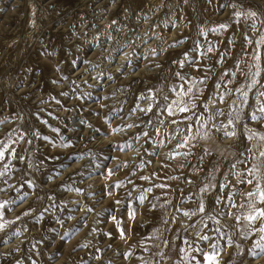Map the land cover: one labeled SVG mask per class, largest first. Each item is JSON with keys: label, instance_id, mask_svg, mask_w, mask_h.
<instances>
[{"label": "rangeland", "instance_id": "374dc122", "mask_svg": "<svg viewBox=\"0 0 264 264\" xmlns=\"http://www.w3.org/2000/svg\"><path fill=\"white\" fill-rule=\"evenodd\" d=\"M237 2L0 0V121H4L0 123V139H6V134L13 130V138L21 132L25 134L23 141L12 145L18 156L24 157V162L14 159L12 171L0 177V189H4L0 191V202L15 199L19 203V207L13 204L0 209L4 219L16 221L0 232V239L7 241L0 243V264H84V261L88 264H141L138 257L147 258L149 253L144 251L140 241L151 236L155 229L165 227L161 223L162 218L176 217V222L166 227L183 232L182 226L191 221L181 213L169 206L171 215L164 217V209L147 211V202L141 206L135 197L151 184L167 182L170 189H153L150 199L158 196L160 200L152 202L163 203L170 199L177 207L194 209L195 187L166 181L164 177L185 176L200 183L204 172L193 174L192 164L207 169L218 160L221 171L227 172L230 163L244 149L213 130L209 138L193 142L196 147L188 158L189 166L177 168V160L166 157L177 143L170 137L176 135L178 126L167 123L170 118L163 116L160 119L166 123L155 124L161 129L157 134L152 125L144 123L147 116L132 110L137 103L141 107L146 106L147 102L138 101L137 97L146 95L150 89L161 87L168 90L180 85L182 82L175 72L192 77L202 75L191 67L180 69L174 63L183 59L184 51L194 56L201 51H191L195 47L194 42L206 48L211 41L214 46L215 51L203 59L205 64L213 63L220 52L228 53L223 65H215L217 73L232 65L234 59L244 56L245 50L251 52L254 44L248 45L243 34L255 41L259 33L251 30L250 20L241 18L236 22L231 6L222 7ZM240 2L243 10L257 11L262 14L260 19L264 20V0ZM222 23L227 24L228 29L217 35L210 31L206 37L199 34L201 28L210 29ZM257 27H260V20ZM177 40L185 42L175 48L169 47ZM156 64L162 67L156 68ZM221 119L223 117L217 118L215 123ZM81 120L86 123H81ZM249 126L264 133V126L255 123ZM118 127L124 131L114 133L112 129ZM179 127L184 128V124ZM53 128L58 129L59 134L53 132ZM36 131L47 136L48 141L33 136ZM144 131L150 133V140L143 136ZM61 136L64 142H71V147L59 146ZM137 136L140 138L136 139ZM29 140L31 143L27 142ZM161 140L164 141L163 146ZM125 143L132 147L122 151L116 148ZM205 148L210 149L213 155L205 157L203 165H200L195 156L196 153L203 154ZM186 150L178 149L180 152ZM87 153L94 154L96 160L85 155ZM70 154L84 155V159L72 163L67 159ZM106 156L109 158L104 159ZM97 162L102 165L100 169L96 168ZM141 162L144 166L138 167ZM2 168L3 163H0ZM113 168L118 170L109 176L107 170ZM153 173H156L155 177ZM141 176H149L151 183L141 180ZM217 179L223 177L217 173ZM27 181H32L35 186L29 189ZM118 182H123L124 186L113 187L112 194L108 195L107 187ZM231 182L236 184V178L233 177ZM177 185L187 197L184 204L178 202V194L174 191ZM17 187L19 192L15 190ZM67 187L74 191H67ZM241 187L244 191L249 190ZM25 193L27 199L21 203L19 198ZM37 195L40 200H37ZM48 196L54 199L48 200ZM116 200L121 204L117 205ZM129 203L137 209L134 220L128 218ZM52 204L59 207L52 211ZM30 205L33 215L22 216ZM44 208L50 210L44 213L42 221L36 223L34 217ZM88 208L93 211L87 212ZM219 211L217 208L216 212ZM112 214L120 220L121 229L126 231L125 239H120ZM66 216L73 219L67 220ZM57 217L64 221L63 225L56 222ZM199 219V216L193 217V220ZM220 219L225 224L232 223L231 218ZM73 226L76 229L74 234L61 241L60 236ZM16 230L21 235L11 236ZM175 235L174 231L164 232L157 242L172 240ZM257 238L250 237L237 243L247 253L252 240ZM81 243H87L89 247L78 248ZM176 244H180L179 239ZM162 250L165 259L161 264H178L173 246ZM128 251L134 255L125 259L124 253ZM229 251L225 250L222 259H228ZM95 256L99 259H94ZM233 260L239 264H264V257L254 258L240 253L234 254Z\"/></svg>", "mask_w": 264, "mask_h": 264}, {"label": "snow or ice", "instance_id": "6c2138e0", "mask_svg": "<svg viewBox=\"0 0 264 264\" xmlns=\"http://www.w3.org/2000/svg\"><path fill=\"white\" fill-rule=\"evenodd\" d=\"M229 6L234 10L236 22H239L241 18L250 20L251 30L259 33L255 41L251 40L246 33L243 34L248 45L254 44L251 52L249 53L245 50L244 56L234 59L232 65L223 68L222 71L217 73L215 65H223L226 62L228 53L220 52L213 63L205 64L203 63V59L208 57L209 53L215 51L214 46L211 41H209L206 48L199 42H194L195 47L191 51L196 52L197 49H201V51L197 52L195 56L190 55L188 51H184L182 53L183 59L176 60L174 63L180 69L191 67L197 72H202V75L192 77L179 71L175 72V76L182 82L180 85L168 90L157 87L150 89L146 95L141 94L137 97V100L146 101V106L141 107L137 103L132 112L139 111L144 116H147L148 119L144 123L152 125L157 134L161 132V129L155 127V124L164 125L166 121L160 119L163 116L170 118L167 123L178 126L175 129L176 135L170 137V139L177 140V143L166 157L169 160H177V168L183 169L189 166L188 158L193 155L192 150L196 147V144L193 142L209 138L213 130L221 133L223 138L233 141V145L240 144L244 150L240 151L236 159L230 163L227 172L221 171L218 160L212 162V166L207 169L192 164L191 172L193 174L204 172L200 183H196L185 176H167L165 178L166 181L183 182L195 187L197 196L193 201L196 205L194 209L185 210L177 207L170 199L163 203H153V200H160L158 196L150 199L153 189L168 190L171 188V185L167 182L151 184L150 187L142 189L140 194L135 197V200L141 206H144L147 202V211L161 208L164 209V217H168L171 215L168 212V207L171 206L176 212L181 213L183 217L191 221V223L183 225V232L181 233L166 227L171 223H175L176 217H172L171 219L162 218L161 223L165 227L155 229L151 236L142 238L140 241L144 251L149 253L147 258L138 257L141 260V264H161V261L165 259V253L162 248L169 247L170 245L176 250L178 264H239V261L233 260V255L236 253L251 255L254 258L264 257V133L254 130L249 126L250 123L264 126V20L260 19L262 14L257 11L243 10L240 0L231 5H222V7ZM258 20H260L259 28L257 27ZM227 29L228 25L222 23L210 29L201 28L199 34L206 37L209 31L213 35H217ZM184 42V40H177L172 45H169V47L175 48ZM229 43H231V40ZM245 56L247 59H245ZM155 67L161 68L162 66L156 64ZM148 70L151 71L152 69L149 67ZM214 74L215 79H213ZM108 78L111 79V77ZM63 94L67 95V93ZM57 102L59 103V101ZM217 105H223L224 107H217ZM177 116L180 119H176ZM221 117L223 119L218 124L215 123L217 118ZM80 122L86 123L84 120ZM0 123H4V121H0ZM41 123L47 122L41 121ZM180 124H184V128H180ZM128 127H132V125H128ZM52 131L59 134L58 129L53 128ZM112 131L115 133L124 131V129L118 127L113 128ZM14 132L15 130L7 133L6 139H0V163H3V168L0 169V177L12 171V161L14 159L18 158L21 162H24V157L18 156L17 149L12 147V145L23 141L25 134L21 132L13 138ZM32 135L37 139L45 141L49 139L39 131L33 132ZM143 136L148 140L151 139L148 131H144ZM177 136L179 139H177ZM139 138V136L136 137V139ZM60 140V147H71L70 141L64 142L62 136ZM245 141L248 142L247 145L244 144ZM27 142L31 143V140ZM160 144L163 146L164 141L161 140ZM131 147L130 143L116 146L121 151L130 149ZM185 148L187 149L186 151H178V149ZM202 152L203 154L196 153L195 156V159L199 160L200 165H203L205 157H212L213 155L212 151L208 148L203 149ZM85 155L90 156L92 160H96V156L92 153ZM180 157L183 159L180 160ZM240 157H243V159H240ZM108 158L107 156L104 157V159ZM67 159L75 163L77 160H83L84 155L70 154ZM143 166L144 162L138 165V167ZM162 166L168 167V165ZM101 167L102 165L97 162L96 168L100 169ZM117 170L118 168L108 169V175H113ZM217 173L223 179H217ZM155 176L156 173H153V177ZM233 177L237 180L236 184L231 182ZM140 179L151 183L149 176H141ZM129 182L131 183V181ZM26 183L29 189L35 186L32 181H27ZM123 186V182H118L114 186L109 185L107 187L108 195L112 194L113 187L118 189ZM241 186L248 187L249 190L244 191V188ZM15 190L17 192L20 191L18 187ZM66 190L74 191L71 187H67ZM0 191H4V189H0ZM75 191L79 192V189H75ZM174 191L178 194L179 204L187 202V197L182 188H179L177 185ZM131 195L132 193L129 192L128 196L131 197ZM237 196L240 197L239 200L236 199ZM26 199L27 193L21 195L19 198L21 203ZM40 199L41 197L37 195V200ZM47 199L53 200L54 198L48 196ZM115 203L120 205L121 201L116 200ZM13 204L19 207V203L13 199L0 202V209H4L6 205ZM50 207L52 211H55L59 206L52 204ZM217 208L220 209L219 212H216ZM49 210V208H44L43 211L34 217L35 222L39 223L42 221L44 213ZM92 211L93 209L91 208L87 209V212ZM136 212L137 209L129 203L127 205V214L130 220L135 219ZM32 215L33 212L30 205L29 209L24 210L22 216ZM197 216L200 219L193 220V217ZM220 217H223L225 220L231 218L232 223L225 224ZM20 218L17 217V219ZM65 219L71 220L73 217L66 216ZM111 219L116 224L120 239H125L126 231L121 229L120 220L117 219L115 214H112ZM15 222V220L4 219L3 212H0V232H4L9 225ZM56 222L61 225L64 224V221L58 217L56 218ZM212 225H215V227H212ZM75 230V226L66 230L60 236V240L64 241L66 238H70ZM92 231L95 232L96 229H92ZM167 231H174L176 235L172 240L157 242L159 237ZM10 235L19 237L21 232L16 230ZM104 235L111 236L110 233H105ZM250 237L258 238L252 240L251 248L245 253L237 241L248 240ZM177 239L180 240V244H176ZM0 243H7V241L0 239ZM77 247L85 249L89 245L81 243ZM226 249L231 251H229L228 259L225 260L222 257ZM133 255L132 251H128L124 253V258L130 259ZM93 258L99 259L98 256ZM84 264H88V262L84 261Z\"/></svg>", "mask_w": 264, "mask_h": 264}, {"label": "bare ground", "instance_id": "6f19581e", "mask_svg": "<svg viewBox=\"0 0 264 264\" xmlns=\"http://www.w3.org/2000/svg\"><path fill=\"white\" fill-rule=\"evenodd\" d=\"M131 1H132V0H131ZM129 4H130V3H129ZM136 4H137V3H136ZM136 4H135V5H136ZM150 7H151V6H150ZM129 8H130V7H129ZM131 9H132V8H131ZM145 15H146V14H145ZM179 18H180V17H179ZM240 29H241V28H240ZM213 38H214V37H213ZM144 52H145V51H144ZM150 56H151V55H150ZM221 68H222V67H221ZM193 154H194V153H193ZM166 155H167V154H166ZM179 159H180V158H179ZM175 161H176V160H175ZM171 164H172V163H170V165H171ZM172 165H173V164H172ZM174 168H176L175 165H174ZM167 171H169V170H167ZM167 171H166V173H169V172H170V171H169V172H167ZM171 172H173V170H172ZM171 174H172V173H171ZM165 175H166V174H165ZM169 175H170V174H169ZM166 177H167V176H166ZM166 177H164V179H165ZM173 184H174V183H173ZM156 190H157V189H156ZM160 202H161V201H160ZM159 209H161V208H159ZM157 212H158V211H157ZM205 247H206V246H205Z\"/></svg>", "mask_w": 264, "mask_h": 264}]
</instances>
